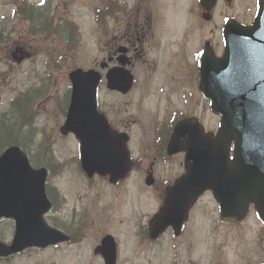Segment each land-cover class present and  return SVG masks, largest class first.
Here are the masks:
<instances>
[{
	"label": "rangeland",
	"instance_id": "obj_1",
	"mask_svg": "<svg viewBox=\"0 0 264 264\" xmlns=\"http://www.w3.org/2000/svg\"><path fill=\"white\" fill-rule=\"evenodd\" d=\"M134 1L113 0V4L117 2L129 8ZM157 1L156 5L148 7L153 11L157 8H166L164 17L168 18L169 22H172V19L176 20L183 34L189 35L191 40L194 39L193 41H202L206 38L218 41L219 28L227 16L249 23L256 11L255 0H234L229 5L220 2L213 12L212 21L205 23L198 13L196 0ZM24 3L27 4L26 7L34 6L35 10H38L33 14V17L38 20L27 21L18 12L19 7ZM107 3H110V0H43V2L41 0H0V113L10 108L12 99L20 92L22 94L34 92L40 87V82L49 83L36 107L37 114L32 124L35 127H28L25 132L27 134L18 135L15 131L10 138L18 136L24 139L25 137L26 148L24 149L30 158H38V163L36 162L34 166H40L44 165L45 159L43 147L41 145L38 147L42 137L36 129L50 136L54 156L62 164L52 170L54 173L49 175L47 183L49 187L57 189L59 198H63L60 201H65L60 212L56 214L58 217L56 222L69 224V214L74 207L81 209L79 212L85 219V226H82L84 236H81L83 238L78 239L76 243L67 242L44 249H32L13 256L9 260L0 259V264H102L101 259L93 254V248L105 232H110L119 239L123 256L119 260L121 264H163L166 258L175 257L171 255V244L180 243L184 237L186 239L185 235L177 240H171L169 236L164 235L158 242L153 243L152 247L145 248L137 246L131 231L125 233L123 225L119 227L130 215V201L138 191L137 185L140 183L146 188L143 183L146 166L153 157L148 153L150 140L144 144L146 153L144 169H134L128 174V179L121 184L124 189L114 190L108 188L105 181L98 176H94V184L85 180L87 178L78 163V141L71 135L63 136L59 133V127L63 124L65 115L61 108L66 104L65 93L70 87L68 73L79 67L98 69L97 64L102 58L100 46L110 39L109 36L104 35V32L100 33L96 15L99 9H102L104 5L107 6ZM43 16L51 19V27L48 31L34 24H40ZM70 29L72 30L69 34L73 35L72 39L67 35ZM212 29L214 31L211 33ZM65 35H67L66 39ZM18 48L26 53L20 62L12 55V53L17 54L15 50ZM98 98L100 104L121 103L113 94L107 92L102 82L99 84ZM121 105L124 103L122 102ZM198 112L206 128L217 129L218 115L215 116L211 110H204L202 107H199ZM126 113H132L135 116L136 121L131 124V129L135 130V140L138 136H144L141 131V126L145 130L142 121L144 114L135 104H128ZM21 129L24 131L25 128ZM132 147V155L136 160L141 153L136 145L132 144ZM175 162L177 160L169 162L168 165L166 163L155 165L154 177L161 181L174 178L182 167ZM140 200L139 212H145V215L156 210V199L147 192L141 194ZM251 210L249 211L251 213L237 225H225L219 219L218 206L212 200L210 193L203 195L195 209V218H191L192 222H196L197 229L193 232L194 239L186 241L182 253L183 260L186 262L194 258L193 254H195V264H209L213 258L216 264H245L246 260L243 256L246 252L249 259L254 252L251 250L254 245H250L252 241L255 242L258 229L255 215ZM51 216L52 212L48 213L46 218L49 223ZM13 230V220L0 221L2 241L9 243ZM211 251L213 252L210 253Z\"/></svg>",
	"mask_w": 264,
	"mask_h": 264
},
{
	"label": "water",
	"instance_id": "obj_2",
	"mask_svg": "<svg viewBox=\"0 0 264 264\" xmlns=\"http://www.w3.org/2000/svg\"><path fill=\"white\" fill-rule=\"evenodd\" d=\"M200 1L206 8L215 2ZM257 4L250 26L226 21L227 46L221 59L213 63L207 56L202 58L201 88L211 98L213 110L221 114L220 127L212 138L196 123L183 121L176 126L171 146H178L182 136L183 145L173 151H186V173L169 191L164 209L154 219L156 233L165 221L182 220L186 209L206 190L219 202L222 220L241 219L253 203L264 221V0ZM69 77L72 99L62 132L78 136L82 167L89 175L97 171L108 173L112 180L123 177L129 169L124 139L112 133L96 109L100 75L76 69ZM107 80L109 88L125 89L131 83L130 75L115 69L108 72ZM46 175L44 168L30 166L18 146L0 155V217L15 220L13 240L10 245L0 242V257L68 239L43 219L51 206L44 187Z\"/></svg>",
	"mask_w": 264,
	"mask_h": 264
},
{
	"label": "flooded vegetation",
	"instance_id": "obj_3",
	"mask_svg": "<svg viewBox=\"0 0 264 264\" xmlns=\"http://www.w3.org/2000/svg\"><path fill=\"white\" fill-rule=\"evenodd\" d=\"M217 2L216 5H219L220 2L225 3L224 0H218ZM157 3V0H135L129 8H126V6L121 7V3L117 8L112 7L110 11H105L102 8L98 26L100 33L104 32V35L110 37V39L103 42V46H100L102 58L97 65L102 76V83L104 86L106 85L105 74L110 68L126 69L132 77V85L127 90H110L105 86L107 92L113 94L124 105H121L120 102H114L111 105L100 104L98 98V109L106 117L110 127L127 138V148L131 155L132 144L138 147L141 155L136 160L133 157L131 158L132 170L144 169L143 166L146 163L144 144L148 140L151 141L148 153L152 154L153 157L146 166V175H152V185L144 184L147 189L140 183L137 185L138 191L130 201V215L127 216V220L119 225V227L123 225L122 228L125 233L132 232L137 246L145 248L152 247L153 242L159 240L153 241L150 239L149 220L163 204L167 189L174 185L177 177L182 175L184 171V152L169 153V144L175 125L184 119L189 121L196 119L203 125L206 132H216L214 129L205 127L198 112L199 107L204 108V110H211L210 100L204 96L200 88V62L206 52H210L214 57H217L224 51V39H220V36L218 41L211 38L202 41H193V38L191 40L189 35L183 34L182 28L176 20L172 19V22H169L168 18L164 17L166 8H157L153 11L148 7H152ZM197 4L199 13H202V6L199 2ZM212 19L203 22L210 23ZM110 26L111 28H109ZM198 27L200 29L201 25L199 24ZM213 31L214 29L210 30L211 33ZM220 31L222 32L223 28ZM128 104H135L140 112L144 114V120L142 121L145 130L141 126L144 136H138L136 140L135 130L131 129V124L136 119L132 113H126ZM214 115L216 116V114ZM146 132L148 133L146 134ZM178 147L173 146L172 149ZM174 160H177L175 163L182 166L181 171L174 178L161 181L154 177L155 165H161V163L168 165L169 162ZM100 178L105 181L108 188L114 190L117 188L124 189L121 184L126 179L110 183L107 177ZM87 182L95 183L94 179ZM144 192H147L151 197L153 196L157 202L156 210L151 214L144 215L145 212H139V202L141 201V194H144ZM54 203L56 205V202ZM197 205L198 201L190 208L188 218L184 222L179 235H176L171 227H168L163 233L169 236L171 240L182 239V236H186V239L184 237L180 243L174 242L171 244V255H175V257L173 259L166 258L163 264H195V254H193L194 258L185 262L182 253L186 241L193 240L195 237L193 232L197 229V225L196 222H192L191 218H195L194 212ZM56 209H60V207H56ZM79 210L81 209L77 208V212H74V210L70 212L72 225L77 232H80L84 225V217H82ZM254 214L258 226L255 242L252 241L250 245H254L251 249L254 252L249 259L248 254L245 252L243 257L246 261L244 263L264 264V224L255 212ZM106 233L110 232L104 234ZM117 241L119 244V239ZM167 252L169 253L168 247ZM209 264H216L215 258Z\"/></svg>",
	"mask_w": 264,
	"mask_h": 264
},
{
	"label": "trees",
	"instance_id": "obj_4",
	"mask_svg": "<svg viewBox=\"0 0 264 264\" xmlns=\"http://www.w3.org/2000/svg\"><path fill=\"white\" fill-rule=\"evenodd\" d=\"M26 13H32L29 10L23 11V14ZM29 19L31 17L26 14ZM72 37V36H71ZM32 94L24 95L22 99L15 101L14 104H16V109L18 111V114L21 115V106L24 105L25 108L31 104ZM6 115H2L0 119L2 120V123L0 124V152L5 146L11 143H16L22 146V148H26L25 138L20 139L18 136L10 138V136L13 134V128L15 126V123L12 122L13 118L6 117ZM29 120L26 118L24 121L21 122V126L28 127ZM28 139V138H27Z\"/></svg>",
	"mask_w": 264,
	"mask_h": 264
},
{
	"label": "snow or ice",
	"instance_id": "obj_5",
	"mask_svg": "<svg viewBox=\"0 0 264 264\" xmlns=\"http://www.w3.org/2000/svg\"><path fill=\"white\" fill-rule=\"evenodd\" d=\"M41 2H43V0H41Z\"/></svg>",
	"mask_w": 264,
	"mask_h": 264
}]
</instances>
